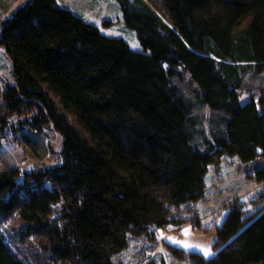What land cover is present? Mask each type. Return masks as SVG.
I'll list each match as a JSON object with an SVG mask.
<instances>
[{"label":"trees","instance_id":"16d2710c","mask_svg":"<svg viewBox=\"0 0 264 264\" xmlns=\"http://www.w3.org/2000/svg\"><path fill=\"white\" fill-rule=\"evenodd\" d=\"M118 2L142 51L56 0H27L2 21L13 83L0 141L13 123L4 113L16 114L13 130L51 125L61 156L0 168V264H124L129 236L185 222L174 212L203 195L210 163L264 158V100L239 92L264 71V0ZM199 105L218 117L205 150ZM255 177L264 190V168ZM213 246L210 257L174 251L190 264H264V206L232 202Z\"/></svg>","mask_w":264,"mask_h":264},{"label":"rangeland","instance_id":"374dc122","mask_svg":"<svg viewBox=\"0 0 264 264\" xmlns=\"http://www.w3.org/2000/svg\"><path fill=\"white\" fill-rule=\"evenodd\" d=\"M27 0H0V31L2 21ZM57 3L84 21L94 24L99 31L107 36L122 38L128 46L142 51L136 32L128 27L123 19L118 0H56ZM151 2V1H150ZM149 2V3H150ZM152 3V2H151ZM150 5L160 15L153 4ZM12 63L4 48L0 46V95L1 91L13 83L11 74ZM188 77L184 79V87L192 86ZM240 101L252 97L257 103L264 100V71L249 73L243 77L240 89ZM190 97H194L190 95ZM194 99V98H193ZM195 100V99H194ZM3 101L0 98V109ZM206 105L194 106L192 117L195 129L202 130L200 148H207L206 141L213 140L212 132L218 122L217 114H212ZM6 136L0 141V168L20 171L36 167H49L60 161L61 137L51 125L40 131H33L26 126H19L21 116L8 114ZM15 119V121H14ZM199 142L198 139H196ZM264 168V158H255L243 165L237 155L227 156L218 163H210L204 176L205 190L195 200L186 201L174 213L185 219L178 225H168L155 230L152 235L129 236L125 248L116 256L124 264H190L186 256H179L175 249L195 252L210 257L214 254V242L218 228L224 220L228 207L232 202L240 204L246 214H250L264 206V190L258 183L255 172ZM187 230V235L184 234ZM180 241V244L170 241ZM200 247H183V243ZM204 250H210L205 256Z\"/></svg>","mask_w":264,"mask_h":264},{"label":"snow or ice","instance_id":"6c2138e0","mask_svg":"<svg viewBox=\"0 0 264 264\" xmlns=\"http://www.w3.org/2000/svg\"><path fill=\"white\" fill-rule=\"evenodd\" d=\"M184 234L187 235V230H185V233ZM169 239H170V241L175 242L177 244H180L181 243L180 241H173L172 238H169ZM182 246L185 247V248H190V247H197V248H199L200 247L199 245H191V244H189L187 242L183 243ZM210 254H211L210 253V250H204V255L205 256L210 255Z\"/></svg>","mask_w":264,"mask_h":264},{"label":"bare ground","instance_id":"6f19581e","mask_svg":"<svg viewBox=\"0 0 264 264\" xmlns=\"http://www.w3.org/2000/svg\"><path fill=\"white\" fill-rule=\"evenodd\" d=\"M81 18V17H80ZM92 25H94V24H92ZM100 32V31H99ZM6 52V51H5Z\"/></svg>","mask_w":264,"mask_h":264}]
</instances>
